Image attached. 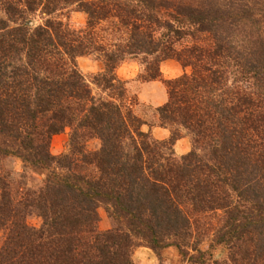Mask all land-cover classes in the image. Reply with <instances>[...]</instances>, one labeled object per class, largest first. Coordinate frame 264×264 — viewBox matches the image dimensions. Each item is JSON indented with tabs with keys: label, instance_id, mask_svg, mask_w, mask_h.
<instances>
[{
	"label": "trees",
	"instance_id": "obj_1",
	"mask_svg": "<svg viewBox=\"0 0 264 264\" xmlns=\"http://www.w3.org/2000/svg\"><path fill=\"white\" fill-rule=\"evenodd\" d=\"M167 60L190 72L165 81L159 141L116 71L135 61L153 82ZM143 246L264 264V0H0V264H135Z\"/></svg>",
	"mask_w": 264,
	"mask_h": 264
},
{
	"label": "rangeland",
	"instance_id": "obj_2",
	"mask_svg": "<svg viewBox=\"0 0 264 264\" xmlns=\"http://www.w3.org/2000/svg\"><path fill=\"white\" fill-rule=\"evenodd\" d=\"M70 18V22L75 26L82 25L85 22V16L81 13L74 12L71 14ZM39 22L40 21L36 19V23ZM77 64L78 69L85 77L95 97L104 96L105 94H107V92H105V94H102L101 88H99L95 84V81H93V76L102 72V66L100 65V63L91 59L90 57H84L80 58ZM189 72V69H183L176 61L167 60L160 65L161 78L159 80L153 82H143L138 78L139 74L141 73V67L138 62H126L117 69V78L120 81L126 83L125 88L127 94L130 98L133 99V110L135 114L140 117L146 124L142 128V130L144 132H150L155 140L159 139H157L153 135V130L161 128L158 127L155 110L167 101L165 81L174 80L180 77L182 74ZM168 132L170 136V131L168 130ZM182 134L183 137L181 138V140L190 151L192 148L190 137L184 132ZM68 138V129H66L63 133L54 136L51 140L50 145L51 154L57 156L64 153L66 150ZM98 146V141H91L88 143L87 148L88 150H96ZM180 147L182 148L183 146ZM180 151H183V149L177 150L174 145V154L177 158L181 157ZM7 163L9 164V167H13V169L20 172L21 163L19 160L11 159ZM103 208V206L99 208L100 230H106L111 226L110 221L108 220ZM30 223L34 226L39 225V221L34 218L30 220ZM223 255L224 251L220 250L218 252V258H221ZM133 260L135 264H181L179 253L175 248L166 249L162 251L160 255H157L145 246L139 247L134 253Z\"/></svg>",
	"mask_w": 264,
	"mask_h": 264
},
{
	"label": "crops",
	"instance_id": "obj_3",
	"mask_svg": "<svg viewBox=\"0 0 264 264\" xmlns=\"http://www.w3.org/2000/svg\"><path fill=\"white\" fill-rule=\"evenodd\" d=\"M153 135L159 140H165L169 137V132L166 129L158 128L157 130H153ZM180 146H183V147L181 148ZM175 148H177V150L183 149V151H180L181 152L180 156H183L189 152L188 147H186V145L182 142L181 139L176 142Z\"/></svg>",
	"mask_w": 264,
	"mask_h": 264
}]
</instances>
